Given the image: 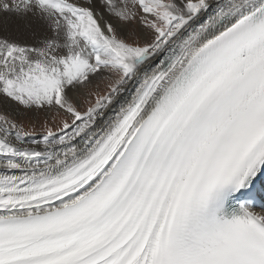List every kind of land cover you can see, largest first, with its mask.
<instances>
[{"label":"snow or ice","instance_id":"1","mask_svg":"<svg viewBox=\"0 0 264 264\" xmlns=\"http://www.w3.org/2000/svg\"><path fill=\"white\" fill-rule=\"evenodd\" d=\"M0 264H264V0H0Z\"/></svg>","mask_w":264,"mask_h":264},{"label":"rangeland","instance_id":"2","mask_svg":"<svg viewBox=\"0 0 264 264\" xmlns=\"http://www.w3.org/2000/svg\"><path fill=\"white\" fill-rule=\"evenodd\" d=\"M101 88H103V84H101ZM86 107H87V104H84V103L82 102V104H81V110L86 109ZM42 135H43V132L40 131L39 129H37L36 137H41Z\"/></svg>","mask_w":264,"mask_h":264},{"label":"bare ground","instance_id":"3","mask_svg":"<svg viewBox=\"0 0 264 264\" xmlns=\"http://www.w3.org/2000/svg\"><path fill=\"white\" fill-rule=\"evenodd\" d=\"M35 138L39 139L40 137H35Z\"/></svg>","mask_w":264,"mask_h":264}]
</instances>
